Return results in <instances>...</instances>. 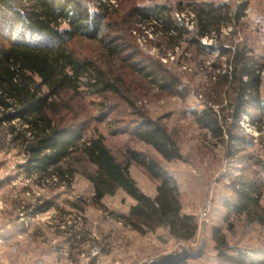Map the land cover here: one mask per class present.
I'll use <instances>...</instances> for the list:
<instances>
[{"label": "trees", "instance_id": "1", "mask_svg": "<svg viewBox=\"0 0 264 264\" xmlns=\"http://www.w3.org/2000/svg\"><path fill=\"white\" fill-rule=\"evenodd\" d=\"M188 6L194 14V29L176 20L166 5L134 6L130 14L152 22L151 28L165 32L173 41L184 36L185 41L199 48H204L202 37L215 35L219 54L211 64L212 80L205 92L204 107L194 111L193 116L209 136L224 143L229 154L235 155L240 146L248 144L239 129L243 114L251 115L258 128L264 119V63L247 40L236 41L234 31L227 35L222 32L223 26L240 21L247 4H240L236 10L216 1H190ZM108 9L104 2L90 10L79 0H0V125L10 124L11 141L23 147L27 156L24 167L30 176L35 171L39 181L71 185L75 175L82 173L94 186L95 204L102 205L106 195L119 189L135 200L127 214L116 215L125 225L141 233L154 232L162 226L176 239L191 240L197 234L198 219L183 211L179 182L164 166V161L183 158L175 134L160 119L137 110L134 134L157 156L129 147L119 159L103 133L96 129L86 135L85 123L77 119L72 104L76 97L95 94L107 96L109 101V94L123 95L121 69L127 66L164 89L174 88L179 81L158 60L138 58L134 50L122 56L123 37L109 21ZM111 25L114 29L110 31ZM16 29L49 42H31L25 36L13 38ZM79 39L98 42L107 60L76 52L71 43ZM252 110L261 113L252 115ZM109 114L104 111L98 119ZM15 120L23 128H17ZM128 130L127 126L114 133ZM132 163L141 166L156 182L154 197L138 186L130 171ZM257 173L234 177V195L224 201L226 219L233 214L245 217L249 224L264 226V186ZM53 204L46 200L35 208L37 212L44 211ZM213 236L218 256L227 263L264 264L263 249L232 247L218 226Z\"/></svg>", "mask_w": 264, "mask_h": 264}, {"label": "rangeland", "instance_id": "2", "mask_svg": "<svg viewBox=\"0 0 264 264\" xmlns=\"http://www.w3.org/2000/svg\"><path fill=\"white\" fill-rule=\"evenodd\" d=\"M79 1L85 3L90 10L98 9L100 2L108 4L109 21L115 24V30L118 31L116 33L123 37L121 41L125 51L122 56L134 50L138 52V58L146 56L158 60L179 81L174 88L164 89L140 73L132 72L126 63L127 67L121 69L125 81L123 95L109 94V101H106L107 96L95 94L76 97L72 104L78 114L77 119L85 123L86 135L93 134L96 129L103 133L106 143L119 159H123L129 147L157 156L151 146L140 141L134 134L139 117L136 111L140 110L154 119H160L179 140L183 158L165 165L170 172H178L184 212L196 215L199 228L191 240L176 239L162 226L154 232L141 233L125 225L116 216L127 214L135 203L122 189L115 194L106 195L102 205H98L92 201L94 186L82 173L75 175L71 185L37 180L35 171L32 176L26 172L24 166L27 156L24 149L19 142L11 141L10 124L4 122L0 125V262H13L26 255L35 260L42 246L58 245L59 239L54 240L55 232L60 234L61 241L71 237L74 244L80 245V250L87 249L95 240L93 233L97 234L110 245L106 253L111 264L116 260L120 264H140L166 253L181 251L183 247L196 250L204 238L206 245L203 255L186 264H229L218 256L215 249L213 229L217 226L222 228L232 247L264 250V226L249 224L245 217L233 214L226 219L227 208L224 205V201L234 195L232 182L239 174L251 176L257 171V177L264 186V119L258 128L250 119L251 115L243 114L239 129L246 136L248 144L240 146L237 154L230 155L226 145L209 136L207 129L201 127L193 116L194 111L204 107L205 92L212 80L211 64L219 54L215 35L212 33L208 37H202L204 48H199L185 41L184 36L173 41L165 32L151 28L152 22L130 14L134 6L166 5L171 8L176 20L185 23L189 29H194V14L188 6L190 1L227 3L233 10L245 3L247 6L243 11L244 16L233 26H223L222 32L227 35L234 31L233 38L236 41L247 40L264 63V0ZM113 29L112 25L109 26L110 31ZM23 33V29H16L13 38L25 36L31 42H49L48 39L33 36L29 32ZM71 46L81 54L107 60L98 42L79 39L73 41ZM122 65L124 66V62ZM262 93L264 97V69ZM128 99L133 105L127 102ZM104 111H109L110 114L99 120L98 116ZM251 112L252 115L261 113L260 110ZM262 114L264 115V109ZM13 124L17 128L24 126L19 120H15ZM127 126V132L114 133ZM130 171L145 193L156 191V182L141 166L132 163ZM46 200H51L54 204L37 212L35 207ZM262 202L264 204V197ZM207 205L211 207L210 219L200 223L199 214ZM63 224L66 228L59 227ZM54 226H58L55 232L52 229ZM68 232L70 236L67 235ZM13 247L17 249L16 252L12 251ZM117 247L123 250L117 251ZM72 251L77 258V250L73 248Z\"/></svg>", "mask_w": 264, "mask_h": 264}, {"label": "built area", "instance_id": "3", "mask_svg": "<svg viewBox=\"0 0 264 264\" xmlns=\"http://www.w3.org/2000/svg\"><path fill=\"white\" fill-rule=\"evenodd\" d=\"M246 118H248L247 114L244 115ZM249 120V118H248ZM210 212L211 207L207 205L202 209V211L199 214L200 223L207 222L210 219ZM80 218V217H79ZM60 228H66V226L63 224L62 226H59ZM58 228V226L52 227L53 231ZM67 235H71L69 232ZM94 241L90 243L89 247L84 250H80V245H76L73 242V239L71 237H68V240H66V244L62 247V252L68 257L70 260L69 263L71 264H111L107 260L108 254L107 248L110 247L109 244H106L101 237H99L97 234L93 233ZM73 248L74 250H77L78 256L75 258V254H73ZM16 248H12L13 252H16ZM123 250L122 248L117 247V251ZM72 254V255H71ZM50 256L47 255L46 259H48ZM33 264H44V258L38 257L34 260ZM114 264H120L119 260H116Z\"/></svg>", "mask_w": 264, "mask_h": 264}, {"label": "crops", "instance_id": "4", "mask_svg": "<svg viewBox=\"0 0 264 264\" xmlns=\"http://www.w3.org/2000/svg\"><path fill=\"white\" fill-rule=\"evenodd\" d=\"M171 161H174V160H171ZM171 161H164V166L167 167V163L171 162ZM168 170H170L168 167H167ZM175 171V170H173ZM175 175V177L177 178L179 184L181 183L180 179H179V175H178V172L175 171L173 173ZM156 192H153V193H148V195L150 196H155L156 195ZM181 202H182V205H183V211H184V204H183V200L181 199ZM126 214V213H125ZM120 224H122L120 222ZM55 237H54V240H57L59 239V243L58 245H44L40 248V252L38 254V257H42L44 258V264H71L69 263V259L68 258H65L63 255H62V247L66 244V240L65 241H61V237H60V234L57 232H55ZM61 242V243H60ZM33 253V252H32ZM32 255V254H31ZM47 255H49L50 257L48 259H46ZM6 261V260H5ZM2 261L0 262V264H33L34 262V259H32L31 256L27 257L24 256V257H18L15 261L13 260V262H8L7 261Z\"/></svg>", "mask_w": 264, "mask_h": 264}, {"label": "water", "instance_id": "5", "mask_svg": "<svg viewBox=\"0 0 264 264\" xmlns=\"http://www.w3.org/2000/svg\"><path fill=\"white\" fill-rule=\"evenodd\" d=\"M206 239L204 238L198 249L183 247L181 251L163 254L161 257L140 264H186L191 259L200 258L205 251Z\"/></svg>", "mask_w": 264, "mask_h": 264}, {"label": "clouds", "instance_id": "6", "mask_svg": "<svg viewBox=\"0 0 264 264\" xmlns=\"http://www.w3.org/2000/svg\"><path fill=\"white\" fill-rule=\"evenodd\" d=\"M253 19L255 18V17H252Z\"/></svg>", "mask_w": 264, "mask_h": 264}]
</instances>
